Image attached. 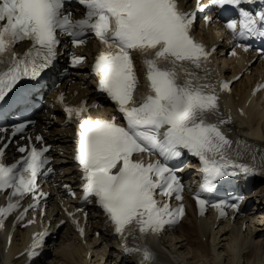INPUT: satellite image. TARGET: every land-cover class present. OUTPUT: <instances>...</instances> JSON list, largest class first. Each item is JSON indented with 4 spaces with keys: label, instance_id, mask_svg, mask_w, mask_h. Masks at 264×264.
I'll return each mask as SVG.
<instances>
[{
    "label": "snow or ice",
    "instance_id": "obj_1",
    "mask_svg": "<svg viewBox=\"0 0 264 264\" xmlns=\"http://www.w3.org/2000/svg\"><path fill=\"white\" fill-rule=\"evenodd\" d=\"M68 2L0 0V100L19 80L35 79L53 63L58 33L71 37L74 45L83 44L82 37L86 34H94L100 42L92 66L99 80L98 89L114 102L126 126H120L116 116L111 119L87 116L89 107H97L96 104L63 105V110L67 120L77 126L75 159L85 181L84 200L95 197L115 233L122 239L156 237L166 225L175 224L183 215L182 204L170 209L167 203L159 206L154 198L159 190L163 196L175 194L176 200H182L176 170L167 163L181 155L179 149H187L199 158L204 173L202 192L210 190L216 178L236 174L227 171L229 168L245 174L254 171L257 157L253 146L229 138L224 126L230 121L219 113V98L216 86L210 83L208 67L215 45L209 49L192 34L197 12L206 10L200 0L192 11L182 10L178 0H76L84 8L80 19H73L72 13L65 11ZM242 2L212 0L213 5L221 6H239ZM239 15V30L235 21L226 25L233 41L248 36L264 37V11L253 15L240 8ZM210 19L205 17L206 22ZM22 41H30L31 47L21 54L14 48ZM239 46L248 51L243 44ZM134 52L141 57L148 82V94L141 100L137 99L139 82L132 59ZM259 55L264 58V51ZM82 60L83 57L74 56L73 64ZM200 71L204 74L200 75ZM228 87L227 82L220 81L221 91ZM261 88L264 84H258L253 94ZM58 99L62 104L63 96ZM24 128V124H17L13 133L23 132ZM36 140L42 137L37 136ZM18 151L24 153L26 149L19 147ZM47 151L32 147L26 157L6 165L2 161L4 148H0V191L11 190L7 206L0 207V227L26 194L32 193L36 200V179L49 163L44 155ZM135 153H157L163 162L145 164L133 159ZM259 167L264 171V155ZM196 196L203 214L208 201L199 199V193ZM35 207V203L29 205ZM212 207L224 216L226 207L238 210L239 205L221 200ZM27 211L28 208L20 212L16 221L22 220ZM77 230L84 235L78 224ZM46 234L33 237L27 249L29 257L37 255L35 249L41 246ZM126 251L142 252V264H151L153 253L148 247H126Z\"/></svg>",
    "mask_w": 264,
    "mask_h": 264
},
{
    "label": "bare ground",
    "instance_id": "obj_2",
    "mask_svg": "<svg viewBox=\"0 0 264 264\" xmlns=\"http://www.w3.org/2000/svg\"><path fill=\"white\" fill-rule=\"evenodd\" d=\"M257 69V66L253 67L254 72ZM86 80L87 77L83 83ZM80 83V81L71 80L64 83L63 88H66L65 85H75L71 90L77 91L79 96L93 93L90 91V84L87 85V90L83 91L84 85ZM253 83L254 76L252 75L243 78L233 87L234 93L231 102L235 107H240L245 111V117L239 118V123L234 127V130L238 131V134L246 141H252L253 146L256 147L255 150L264 151V113L252 108V106L247 109L244 107L247 91ZM39 129H44L43 123ZM54 134L56 137L49 138V143L58 147L59 151L64 152V159H69L70 140L59 138L61 133L58 131ZM55 158L64 162V159L56 155ZM262 192L258 208L260 210L258 215L262 218H259L260 221L253 214H249L247 217L236 218L232 225L227 222L216 225L210 218L196 220L189 209L186 219L175 231L176 235H170L166 238L164 251L167 254L174 253L177 264H264V190ZM215 226L217 227L215 228ZM243 227H245L244 231H242ZM59 242L70 244L68 246L61 245L59 261L56 264L87 263L88 251L76 242L71 233L64 232ZM87 244L91 247L90 241ZM105 248L110 251L109 259L114 264H120L117 249L113 245H107ZM92 262H96L95 258ZM0 264H11L7 261L1 246Z\"/></svg>",
    "mask_w": 264,
    "mask_h": 264
}]
</instances>
